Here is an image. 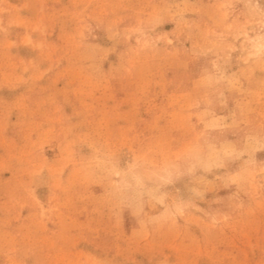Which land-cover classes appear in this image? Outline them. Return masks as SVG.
Instances as JSON below:
<instances>
[{
	"label": "rangeland",
	"instance_id": "rangeland-1",
	"mask_svg": "<svg viewBox=\"0 0 264 264\" xmlns=\"http://www.w3.org/2000/svg\"><path fill=\"white\" fill-rule=\"evenodd\" d=\"M0 264H264V0H0Z\"/></svg>",
	"mask_w": 264,
	"mask_h": 264
}]
</instances>
